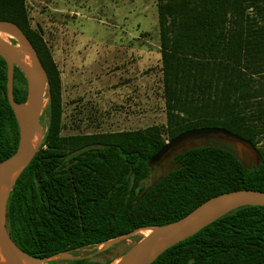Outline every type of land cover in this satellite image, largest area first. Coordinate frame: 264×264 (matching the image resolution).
Wrapping results in <instances>:
<instances>
[{
	"label": "trees",
	"instance_id": "1",
	"mask_svg": "<svg viewBox=\"0 0 264 264\" xmlns=\"http://www.w3.org/2000/svg\"><path fill=\"white\" fill-rule=\"evenodd\" d=\"M157 7L168 140L191 129L216 127L257 147L264 135V0H157ZM0 20L25 31L50 80L42 146L8 202L10 235L28 254L43 258L97 251L105 241L138 228L175 222L219 194L264 191V151L260 162L248 167L229 148L192 147L145 187L151 158L168 143L162 128L62 136L60 73L30 26L25 0H0ZM7 79V63L0 56V162L19 143ZM27 95V80L15 67V99L24 102ZM113 260L82 256L50 263ZM152 264H264V206L231 211Z\"/></svg>",
	"mask_w": 264,
	"mask_h": 264
},
{
	"label": "rangeland",
	"instance_id": "2",
	"mask_svg": "<svg viewBox=\"0 0 264 264\" xmlns=\"http://www.w3.org/2000/svg\"><path fill=\"white\" fill-rule=\"evenodd\" d=\"M25 5L31 28L43 38L60 73L62 136L158 126L169 142L157 0H25ZM138 61L137 71L132 70ZM130 83L132 89L140 88L136 107L134 91L124 88ZM135 112L139 116L133 120ZM42 118L46 127L45 111ZM201 145L229 148L252 167L261 160L264 135L257 147L231 134L188 137L152 164L144 186L173 168L177 154ZM140 237L137 234L103 252L85 248L79 255L100 262L113 260Z\"/></svg>",
	"mask_w": 264,
	"mask_h": 264
},
{
	"label": "water",
	"instance_id": "3",
	"mask_svg": "<svg viewBox=\"0 0 264 264\" xmlns=\"http://www.w3.org/2000/svg\"><path fill=\"white\" fill-rule=\"evenodd\" d=\"M15 40L17 44H14ZM0 56L7 63V97L19 125V143L13 155L0 162V264H51L56 260L82 258L69 252L49 257H35L24 251L11 237L7 222L8 202L17 180L40 150L45 129L42 115L49 103L50 80L37 49L25 31L15 22L0 20ZM18 67L27 80V99L18 102L14 96V74ZM206 133L230 134L222 128L202 127L185 131L170 140L150 163L159 161L182 140ZM244 206H264V191L239 189L214 196L183 218L166 224L138 228L105 241L96 252L141 234L140 239L110 264H152L163 252L193 236L212 222Z\"/></svg>",
	"mask_w": 264,
	"mask_h": 264
},
{
	"label": "crops",
	"instance_id": "4",
	"mask_svg": "<svg viewBox=\"0 0 264 264\" xmlns=\"http://www.w3.org/2000/svg\"><path fill=\"white\" fill-rule=\"evenodd\" d=\"M139 60H142V59H139ZM140 62L141 61H138V62H135L133 65H131L132 70L134 69V71H137V66H139V64H141ZM124 88H126L127 90H133L134 91V101H132V103L134 104V107H136V104L139 102L138 100L141 99V98H139V94L136 93V91L140 88L138 87V89H137V86L134 85V88L132 89L131 83L126 84ZM131 116H132L133 120H136L137 116H139V112L138 113L135 112L134 115H131Z\"/></svg>",
	"mask_w": 264,
	"mask_h": 264
}]
</instances>
